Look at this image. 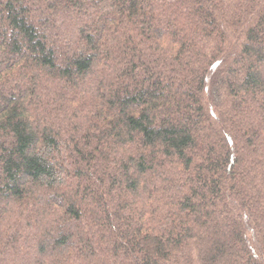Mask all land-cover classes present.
Listing matches in <instances>:
<instances>
[{
	"label": "trees",
	"instance_id": "16d2710c",
	"mask_svg": "<svg viewBox=\"0 0 264 264\" xmlns=\"http://www.w3.org/2000/svg\"><path fill=\"white\" fill-rule=\"evenodd\" d=\"M0 264H264V0H0Z\"/></svg>",
	"mask_w": 264,
	"mask_h": 264
}]
</instances>
